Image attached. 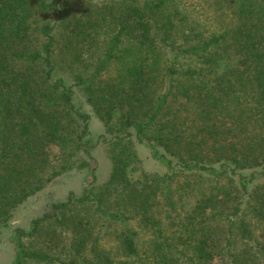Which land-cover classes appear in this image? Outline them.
<instances>
[{"label":"trees","instance_id":"1","mask_svg":"<svg viewBox=\"0 0 264 264\" xmlns=\"http://www.w3.org/2000/svg\"><path fill=\"white\" fill-rule=\"evenodd\" d=\"M222 4L213 27L178 0H0V227L92 159V116L58 54L112 161L104 184L16 229L11 264H264V0ZM137 144L167 171L139 170ZM46 223V248H27Z\"/></svg>","mask_w":264,"mask_h":264},{"label":"rangeland","instance_id":"2","mask_svg":"<svg viewBox=\"0 0 264 264\" xmlns=\"http://www.w3.org/2000/svg\"><path fill=\"white\" fill-rule=\"evenodd\" d=\"M178 2L188 6L190 14H192L193 17L197 16L207 22L212 21L213 27L218 26L220 22L219 16L223 6L222 0L221 2H219V0H178ZM74 8L75 5L71 4V9ZM42 17H45L46 20L51 23H55L54 15H41L40 18ZM222 18L223 17H221V20ZM226 18H228V16H226ZM62 32L63 27L59 24L56 25V34L60 43L62 42ZM56 60L58 64L56 74L63 76L67 83L74 84V100L76 104L83 110L89 112L92 116L90 119L89 140L92 145L91 152L93 156L92 159L91 157H84L90 161L87 165L63 170L48 182L43 189L31 195L25 202L14 209L8 224L0 227V264H11L14 262L17 251V228L29 229L34 218L42 216L44 213L50 211L51 205L54 202L66 199L69 194L72 193L74 196H81L85 189L91 190L94 185L98 186L104 184L109 178L112 170V161L108 147L110 134L106 131L105 123L96 115L93 106L86 99V94L82 88L75 85L76 80L74 75H70L65 70L61 69V66L64 64L61 54H58ZM114 74L115 69L112 68L104 75V78L108 79ZM136 149L139 155V162H137L136 166L139 170L159 173L167 171L165 162L156 159L153 156L151 148L146 144H137ZM139 170L133 172L138 174ZM123 226V224H118V226H114V228L118 229ZM127 226L138 231L137 240L139 241V246L144 247L149 238L148 233L138 227L135 221H130ZM259 227V225L257 227L254 226V232L257 235L261 233ZM54 228V224L46 223L43 230L34 238H24L23 242L29 249L46 248L49 244L48 232L52 231ZM102 245L106 249H112L114 251L117 249L118 239L114 231L103 237Z\"/></svg>","mask_w":264,"mask_h":264}]
</instances>
